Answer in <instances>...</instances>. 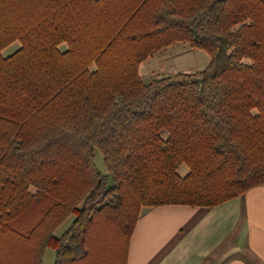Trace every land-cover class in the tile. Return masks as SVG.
<instances>
[{
	"label": "trees",
	"instance_id": "trees-1",
	"mask_svg": "<svg viewBox=\"0 0 264 264\" xmlns=\"http://www.w3.org/2000/svg\"><path fill=\"white\" fill-rule=\"evenodd\" d=\"M176 44L207 66L139 75ZM260 186L264 0H0V264H126L142 208Z\"/></svg>",
	"mask_w": 264,
	"mask_h": 264
},
{
	"label": "crops",
	"instance_id": "crops-1",
	"mask_svg": "<svg viewBox=\"0 0 264 264\" xmlns=\"http://www.w3.org/2000/svg\"><path fill=\"white\" fill-rule=\"evenodd\" d=\"M126 264H264V186L212 209L142 208Z\"/></svg>",
	"mask_w": 264,
	"mask_h": 264
},
{
	"label": "rangeland",
	"instance_id": "rangeland-1",
	"mask_svg": "<svg viewBox=\"0 0 264 264\" xmlns=\"http://www.w3.org/2000/svg\"><path fill=\"white\" fill-rule=\"evenodd\" d=\"M19 45L14 43L6 48L2 54L7 55L18 49ZM174 48H168L164 51L154 54L139 67V75L147 80L149 78L164 77L176 73H194L204 69L208 64V57L205 53L187 49L181 45H174ZM63 50V46L60 47ZM94 162L96 168L102 173L106 174V168L102 160L101 153L96 150ZM180 175L186 174V169L182 167L179 171ZM67 221L57 233H60L68 226ZM55 259V253L52 249L47 248L42 257V264H53Z\"/></svg>",
	"mask_w": 264,
	"mask_h": 264
}]
</instances>
